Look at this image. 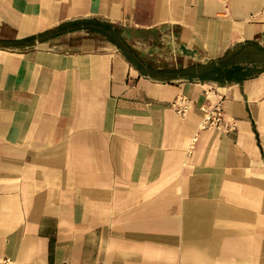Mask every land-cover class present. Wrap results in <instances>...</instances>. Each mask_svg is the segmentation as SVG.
Masks as SVG:
<instances>
[{"label": "crops", "instance_id": "obj_1", "mask_svg": "<svg viewBox=\"0 0 264 264\" xmlns=\"http://www.w3.org/2000/svg\"><path fill=\"white\" fill-rule=\"evenodd\" d=\"M247 42L264 0H0V260L264 264V70L157 79Z\"/></svg>", "mask_w": 264, "mask_h": 264}, {"label": "trees", "instance_id": "obj_2", "mask_svg": "<svg viewBox=\"0 0 264 264\" xmlns=\"http://www.w3.org/2000/svg\"><path fill=\"white\" fill-rule=\"evenodd\" d=\"M103 29L110 31L109 25H103ZM114 32V31H113ZM120 49H125L118 44ZM131 60V58H130ZM138 65L140 62L133 60ZM264 70V48L247 42L238 49L228 51L222 58L206 63L205 65H192L185 69L158 71L160 81L184 79L188 81H210L218 84L242 82ZM150 76V68L147 69Z\"/></svg>", "mask_w": 264, "mask_h": 264}, {"label": "built area", "instance_id": "obj_3", "mask_svg": "<svg viewBox=\"0 0 264 264\" xmlns=\"http://www.w3.org/2000/svg\"><path fill=\"white\" fill-rule=\"evenodd\" d=\"M225 1V0H220ZM172 107L180 118H185L189 111V101L186 97H178L172 104ZM202 120L198 126V131H219L230 134L235 131L233 122L227 121L224 118L222 109L217 106L213 110L201 109ZM197 134L194 136L193 142L196 141ZM192 142V144H193ZM0 264H14L9 258L0 260Z\"/></svg>", "mask_w": 264, "mask_h": 264}]
</instances>
